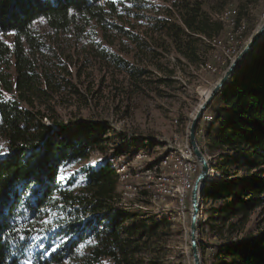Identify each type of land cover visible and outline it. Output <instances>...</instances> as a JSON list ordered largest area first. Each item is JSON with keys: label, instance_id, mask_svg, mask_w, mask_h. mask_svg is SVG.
Instances as JSON below:
<instances>
[{"label": "trees", "instance_id": "obj_1", "mask_svg": "<svg viewBox=\"0 0 264 264\" xmlns=\"http://www.w3.org/2000/svg\"><path fill=\"white\" fill-rule=\"evenodd\" d=\"M167 2L166 16L147 31L146 0H0V264H172L173 222L127 205L113 163L154 144L130 143L101 121L67 124L41 109L68 83L46 59L56 52L52 41L96 50L138 92L176 83L160 63L170 53L199 66L205 47L216 49L206 40L225 45L224 24L202 1ZM153 69L167 75L152 81ZM209 111L212 120L197 129L214 171L201 211L202 264H264V228L249 227L264 209V39ZM113 134L120 145L111 144ZM95 154L111 160L94 165Z\"/></svg>", "mask_w": 264, "mask_h": 264}, {"label": "rangeland", "instance_id": "obj_2", "mask_svg": "<svg viewBox=\"0 0 264 264\" xmlns=\"http://www.w3.org/2000/svg\"><path fill=\"white\" fill-rule=\"evenodd\" d=\"M200 1L204 3V10L212 19L223 22L226 43L220 46L216 39L213 47L217 50L212 51L213 49L205 47L206 52L209 50V55L208 57L205 53L202 55V64L199 66L188 65L186 62L178 63L173 52L162 59L160 63L165 72L167 70L175 72L173 78L176 83L171 87L158 86L155 91L146 88L147 90L138 92L125 76L116 73L110 65L105 66L96 50H91L87 46L83 49L75 48L73 40L68 43L65 41L63 46L57 45L60 43L59 40L52 41L56 52L50 51L46 54V59L52 65L53 63L57 65L62 72L60 83L66 84L65 80L68 83L47 107L41 109L67 124L79 120L101 121L108 123L118 133L128 136L130 143L139 141L141 144L147 142L154 144L150 152L143 149L133 156L122 157L113 163L117 171L125 167L124 172L120 174L122 180L118 192L127 205L145 213L167 217L173 222L172 236L168 240V245L172 249L170 255L172 264H194L190 247L191 193L185 207H180L175 199L163 198L154 190L155 187L151 188L152 181L144 176L140 178L135 176L140 170L148 169V165L162 155L166 157L174 152L179 154V149L183 150L184 147L187 149L186 135L187 132L189 135L191 121L200 106L264 23V0L248 2L225 0L226 4L224 0ZM146 3L148 7L145 15L149 20L145 22L143 28L149 31L156 19L166 16L170 3L167 0H146ZM218 16L223 20L218 19ZM231 22H234L233 26L230 25ZM237 23L243 25L239 34L232 38L229 33L236 30ZM40 30L41 33H49L44 25H41ZM212 55L216 56L217 60L213 59ZM228 61L229 64L226 63ZM153 71L154 74L150 77L152 81L167 75L155 69ZM76 90L79 94L75 92ZM204 90L210 91L207 97L202 94ZM4 95L12 97L7 93ZM205 114L212 120L211 113ZM45 122L52 124L49 120ZM202 122L206 121L202 119ZM114 134L111 135L113 139L111 144L118 146L120 141L115 139ZM153 140L157 141V146ZM0 145L3 146L0 148L2 156L6 153V146L1 138ZM101 157L99 154L93 155L92 164H98L102 159H110ZM207 158L210 161L208 156ZM142 192H146L147 196L142 195ZM205 203H208V199ZM249 227L253 232L258 228H264V209L256 212ZM198 238L200 240V235Z\"/></svg>", "mask_w": 264, "mask_h": 264}, {"label": "water", "instance_id": "obj_3", "mask_svg": "<svg viewBox=\"0 0 264 264\" xmlns=\"http://www.w3.org/2000/svg\"><path fill=\"white\" fill-rule=\"evenodd\" d=\"M264 39V23L257 29L255 35L247 44L245 49L230 64L223 78L218 82L205 102L200 106L195 117L191 121L189 128V141L196 160L200 166L199 174L194 182L191 192V227H190V247L193 255L194 264H202L201 253L199 248V229L201 225V211L203 203L206 200L205 187L214 178V171L211 163L199 146L197 138V129L205 113L209 111L211 103L216 96L224 89L230 79L233 77L241 63L257 48Z\"/></svg>", "mask_w": 264, "mask_h": 264}, {"label": "bare ground", "instance_id": "obj_4", "mask_svg": "<svg viewBox=\"0 0 264 264\" xmlns=\"http://www.w3.org/2000/svg\"><path fill=\"white\" fill-rule=\"evenodd\" d=\"M220 17H222V15ZM220 17L218 16V19L223 20ZM230 25L233 26L234 22H231ZM242 25H236V30H232L229 33L230 37L235 38L239 34ZM207 42L214 45L216 43V38ZM209 93L210 91L207 90L202 91V94L205 97H207ZM203 120L210 122L211 117L208 116V114H205L203 116ZM186 139L188 143L187 149L185 147L183 150L179 149V154L174 152L170 153V155L166 157L163 155L159 161L156 162L159 163L158 165L152 169H146L145 171L140 170V172L135 176L136 178L144 176L148 180L152 181V185H150L151 188L155 187V189H153L163 198L175 199L180 207H185L186 200L189 198L194 186L193 181L199 171V164L189 144L190 141L188 132ZM118 160H121V158ZM124 169L125 167H123L121 171H117V173L120 175L124 172ZM121 180L122 177L120 175V182Z\"/></svg>", "mask_w": 264, "mask_h": 264}, {"label": "snow or ice", "instance_id": "obj_5", "mask_svg": "<svg viewBox=\"0 0 264 264\" xmlns=\"http://www.w3.org/2000/svg\"><path fill=\"white\" fill-rule=\"evenodd\" d=\"M113 2H116V0H113ZM2 147H3V146L0 145V148H2ZM43 223H45V224H51L52 221H51V220H45V221H43Z\"/></svg>", "mask_w": 264, "mask_h": 264}, {"label": "crops", "instance_id": "obj_6", "mask_svg": "<svg viewBox=\"0 0 264 264\" xmlns=\"http://www.w3.org/2000/svg\"><path fill=\"white\" fill-rule=\"evenodd\" d=\"M209 112V114H210V111H208Z\"/></svg>", "mask_w": 264, "mask_h": 264}, {"label": "built area", "instance_id": "obj_7", "mask_svg": "<svg viewBox=\"0 0 264 264\" xmlns=\"http://www.w3.org/2000/svg\"><path fill=\"white\" fill-rule=\"evenodd\" d=\"M199 168H200V166H199Z\"/></svg>", "mask_w": 264, "mask_h": 264}]
</instances>
